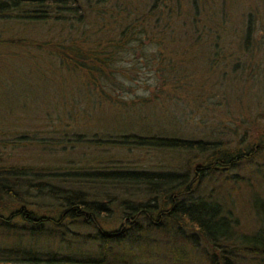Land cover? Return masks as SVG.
<instances>
[{
    "label": "trees",
    "instance_id": "trees-1",
    "mask_svg": "<svg viewBox=\"0 0 264 264\" xmlns=\"http://www.w3.org/2000/svg\"><path fill=\"white\" fill-rule=\"evenodd\" d=\"M149 2L146 9L129 17L115 0H0V49L44 54L65 76L80 81L87 101L113 102L119 100L107 90L108 84H116V74L127 76L126 69L116 64L119 55L131 42L141 48L154 43L157 64L166 73L151 97H138L141 105L162 94L166 99L181 88L182 74L170 55L174 49L170 44L190 43L184 49L191 51L201 42L196 52L206 57L210 67L223 60L238 64L245 57L252 61L254 50H262L259 55L264 58V0L261 10L254 4L232 24L225 0ZM29 26H48L53 32L40 37L22 34ZM250 122L249 131L246 128L239 136L231 130L220 132L218 126L206 133L184 134L151 129L87 134L73 129L63 136L64 130L55 128L50 133L60 134L46 138L34 132L10 138L0 135V230L13 231L19 240L32 239L27 246L0 251V264H38L40 260L106 264L108 256V264L118 256L121 262L130 261L133 251L128 247L143 242L144 257L149 247H155L149 239L155 241L156 234L163 233L199 250L203 264H264V216L255 207L247 228L228 205L230 200L219 198L212 186L205 190L212 177L227 175L264 155V123ZM50 140L62 144L61 150L86 147L90 155L47 169L12 154L15 149L34 152L49 147L54 143ZM133 149L172 154L179 161L165 168L130 164L120 153ZM71 222L94 229L90 239L97 241V254L73 257L36 244L48 232L59 234L62 242V227ZM168 248L161 250L170 260L184 259L174 258L178 247L172 253ZM143 261L140 264H148Z\"/></svg>",
    "mask_w": 264,
    "mask_h": 264
},
{
    "label": "rangeland",
    "instance_id": "rangeland-1",
    "mask_svg": "<svg viewBox=\"0 0 264 264\" xmlns=\"http://www.w3.org/2000/svg\"><path fill=\"white\" fill-rule=\"evenodd\" d=\"M115 1L123 13L125 11L130 13L129 17L138 14L140 8L146 9L150 3V0ZM225 2L227 16L232 24L235 20L237 22L242 13L253 8L254 4L259 5L261 10L262 0L260 3L257 0ZM34 27L37 26L27 27L22 34L40 37V34L50 36L53 32L48 26L41 29ZM199 44L191 48V51L184 49L190 47L192 45L190 43L169 45L174 46L170 55L175 59V65L182 74L180 78L182 80L179 81L181 88H177L178 93L166 99L162 94L159 99L147 105H141L138 97H151L156 86H160L162 75L166 73L165 68L160 66L159 62L157 64L154 43H144L141 48L138 43L131 42L129 48L119 55L116 64L126 69L127 76L116 74V84H108L107 90L119 100L113 102L105 99L87 101L85 99L87 94L84 95L85 89L80 81L65 76L62 70L59 71L57 64L55 67L44 54L32 50L12 53L0 49V135L3 138H10L34 132L37 136L46 138L49 135L60 134L50 133L55 128L64 130L61 133L63 136L65 131L68 135L73 129H79L87 134L115 131L144 132L150 129L156 132L172 130L184 134L199 131L206 133L213 126H218L220 132L231 130L232 134L237 132L239 136L244 129L247 128V132L249 131L250 121L264 123V58L259 55L262 50H258L259 52L254 50L252 61L245 57L238 64L223 60L210 67L209 62L204 60L206 57L196 52L201 47ZM232 50H235L234 47ZM244 61L247 63L243 66ZM55 140H50L54 143L49 147H38L39 149L35 148L34 152L15 149L12 154L23 161L34 160L47 169L62 166L71 158L90 155V149L86 147L76 151H69V148L61 150L62 144H57ZM230 140L234 143L236 138ZM105 147L107 146H101ZM120 154L130 164H145L156 168H165L170 163L179 161L172 154L155 155L152 151L144 153L133 149L130 152L124 150ZM231 174H234L233 177L228 179L227 176ZM209 186L213 187L211 189L219 198L223 196L228 203L231 201L228 205L237 213L240 222L247 228L251 227L255 207L259 215L264 216V155L248 161L227 175L212 177L211 181L206 183L205 190L208 191ZM115 223L117 224L118 220ZM94 234L92 227L71 222L62 227V242H59V234L56 232H48L35 241L38 240L36 244L39 246H46L50 250L57 248L60 252L73 257L87 256L97 254L95 249L97 241L90 239ZM150 235V238H154V235ZM30 241L32 239L28 237L19 240L13 231L0 230V251L6 252L7 249L13 248V245L27 246ZM149 242L154 243L155 247H149L144 257L140 253L143 242H140L128 247L133 251V254L129 255L130 261L124 258L121 262L118 256L116 261L112 259L115 261L112 264H140L144 262L143 260L148 264H203L199 250L189 249L187 244L173 238L169 233L156 234V240L149 239ZM110 245L114 248L113 244ZM167 245L168 251L173 250L174 246L178 247L175 248L174 258L182 256L184 259L179 260V263L170 260L161 250V247ZM115 249L116 247L113 250ZM113 250L111 253L117 256V252ZM123 253L126 256V253ZM108 259L110 260L109 256ZM38 264L80 263L40 260Z\"/></svg>",
    "mask_w": 264,
    "mask_h": 264
}]
</instances>
